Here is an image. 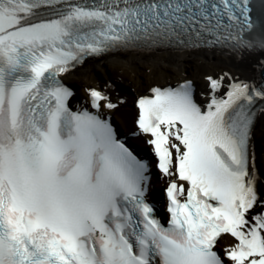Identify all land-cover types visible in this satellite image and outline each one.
<instances>
[{"label": "bare ground", "instance_id": "1", "mask_svg": "<svg viewBox=\"0 0 264 264\" xmlns=\"http://www.w3.org/2000/svg\"><path fill=\"white\" fill-rule=\"evenodd\" d=\"M261 56H264V52ZM261 56L204 49L189 52L176 50L122 52L90 60L75 68L65 79L72 81L76 87L74 96L84 99L87 90L96 87L88 80L95 78L98 73L104 76L106 80H101L98 86L112 96L118 95L120 91L125 98L123 104L114 110L117 127L122 131L129 127L131 118L135 115L129 99L131 92L141 94L140 92L151 85L166 84L171 78L179 81L188 73L187 78L200 84L199 90L204 92L212 90L207 78L214 77L217 80L214 94L220 98L225 91L229 93L243 81H249L253 77L256 61ZM108 84L113 87L109 89ZM203 96L204 94H201V97ZM255 122V134L261 135V131L264 130V110L259 112ZM253 146L252 152L259 155L260 170L264 177V139H260ZM154 179L157 182V178Z\"/></svg>", "mask_w": 264, "mask_h": 264}, {"label": "water", "instance_id": "2", "mask_svg": "<svg viewBox=\"0 0 264 264\" xmlns=\"http://www.w3.org/2000/svg\"><path fill=\"white\" fill-rule=\"evenodd\" d=\"M249 9V34L258 35L264 39V0H248L247 2ZM262 65L259 68V75L264 80V56H261L256 61V67Z\"/></svg>", "mask_w": 264, "mask_h": 264}, {"label": "rangeland", "instance_id": "3", "mask_svg": "<svg viewBox=\"0 0 264 264\" xmlns=\"http://www.w3.org/2000/svg\"><path fill=\"white\" fill-rule=\"evenodd\" d=\"M215 67L217 68V67H220V66H215ZM187 68H189V67H187ZM186 77H188V73H187V76ZM101 80H104L105 81L106 78L104 76H102L100 73H98L97 75H95V78H92V79L88 80V82H92L96 86H98L99 85V82H101ZM108 80L112 81L111 79H108ZM131 94H133V93L131 92ZM130 99H132V97H130ZM253 137H254V139L256 140L257 143L259 142L260 139L263 140L264 139V130L261 131V135H257V136H256L255 131H254Z\"/></svg>", "mask_w": 264, "mask_h": 264}]
</instances>
